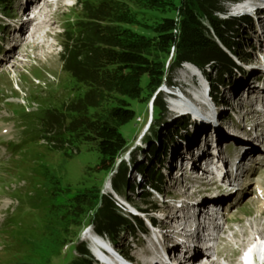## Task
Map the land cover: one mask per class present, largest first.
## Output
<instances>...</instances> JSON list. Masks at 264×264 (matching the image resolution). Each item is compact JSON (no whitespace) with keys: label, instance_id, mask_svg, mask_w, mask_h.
Masks as SVG:
<instances>
[{"label":"rangeland","instance_id":"rangeland-1","mask_svg":"<svg viewBox=\"0 0 264 264\" xmlns=\"http://www.w3.org/2000/svg\"><path fill=\"white\" fill-rule=\"evenodd\" d=\"M43 1L48 5L41 0H31V4L41 2L38 4L44 13L43 19L48 21L53 34L47 37L43 29L33 32L37 23L33 27L28 25L26 0H8L7 5H0V264H60L65 256H72L73 260L80 258L73 247L80 242L86 244L89 228H81L85 217L82 215L70 223L68 234L64 232L66 228L61 227V215L66 211V203L88 188L99 189L104 196L111 195L112 176L98 173L99 156L90 145L70 148L65 154L58 155L47 150L40 136L38 118L45 99H38L35 94L44 91L53 102L66 99L68 90L63 85L69 79L62 71L61 42L66 28L80 15L76 8L78 0H52L59 1L57 4H51V0ZM224 6L227 13L218 16L222 20L238 18L242 26L233 39L240 47L232 46L230 51L237 54L224 48L237 68L224 74L225 82L218 88V93L212 96L216 72L211 70V65L205 71L211 73L212 81L199 68L185 64L174 72L172 85L164 84V92L159 90L165 108L160 112V121L155 120L154 98L145 106L134 101L137 120L122 129L130 145L123 160L130 165L134 156L138 166H146L147 173L153 169L157 171L153 188L157 187L160 194L146 190L153 206V209L152 206L147 209L152 212L155 222L152 225L144 220V227H148L147 238L153 244L164 236V244L168 245L170 237L167 234L173 225L181 231L188 228L178 217H189L194 210H183L203 199H212L209 190L212 191L215 183L196 179L195 171L202 168L196 165L194 157L196 152L212 149L209 148L210 139L206 137L212 134L209 127L213 121L225 129L226 139L220 143L223 149L239 143L243 137H246L245 143H257L256 139L264 142V123L258 110L264 108V0H237ZM17 25L19 28L13 30ZM28 31L34 33V37H30ZM204 88V103L197 106ZM178 91L182 98L176 96ZM186 105L188 109L184 108ZM201 112L208 116L205 123L197 116ZM205 146L207 148L201 150ZM180 163L191 164L194 169L188 172V169H181L186 166H180ZM136 169L131 168L130 183L139 180L137 175L145 178L143 173H136ZM258 178L263 179L264 172ZM253 187L249 192L257 194ZM37 194L50 197L49 201L55 206L52 214L47 211L51 209L49 206H40ZM139 194L142 189L134 188L127 193L130 203L136 207L141 206ZM261 204L248 193L241 204L228 213L223 225L226 234L216 243L219 258L214 257L215 261L239 264L248 242L254 239H251L252 229L264 230V214L256 213V206ZM180 206H183L182 212L177 210ZM126 210L141 217L129 205ZM201 210L207 218L206 207ZM198 225L202 226V222ZM126 233L120 237L121 250L137 264H149V242L148 245L144 243L140 234L134 239ZM205 233L206 229H202V247ZM234 235L238 238L233 239ZM87 247L89 250L90 246Z\"/></svg>","mask_w":264,"mask_h":264},{"label":"trees","instance_id":"trees-1","mask_svg":"<svg viewBox=\"0 0 264 264\" xmlns=\"http://www.w3.org/2000/svg\"><path fill=\"white\" fill-rule=\"evenodd\" d=\"M236 1L78 0L80 15L66 28L61 42L62 71L69 79L63 85L68 90L66 99L53 102L44 91L35 94L45 99L38 120L47 150L62 155L70 148L90 145L99 156L98 173L112 176L110 187L114 192L131 204L128 191L142 189L138 195L141 206L131 205L142 213H152L147 209L152 206L147 189L135 180L130 183L128 178L131 168L137 167L136 172L145 177L144 185L158 191L153 188L157 171L147 173L146 166H138L134 156L130 165L123 160L130 145L122 129L137 120L134 101L145 106L154 98L155 120L160 121V112L165 108L159 90L164 84L172 85L174 72L185 64L199 68L212 81L211 73L205 71L211 65L216 72L212 96L218 93L225 82L224 74L237 68L224 48L230 52L232 46L240 47L233 39L242 26L240 19L222 20L218 14L227 13L224 4ZM7 2L0 0V5ZM37 197L40 206H49L47 211L52 214L55 206L50 197ZM66 204L61 215L65 233L70 223L82 215L81 228H94L116 246L124 232L134 239L139 232L146 233L140 217L122 211L113 196H104L99 189H85ZM73 249L80 258L65 256L66 261L60 264H95L84 242Z\"/></svg>","mask_w":264,"mask_h":264},{"label":"bare ground","instance_id":"bare-ground-1","mask_svg":"<svg viewBox=\"0 0 264 264\" xmlns=\"http://www.w3.org/2000/svg\"><path fill=\"white\" fill-rule=\"evenodd\" d=\"M44 5H48V3H45ZM39 7L40 6L38 4L37 7H36L37 15L34 17V20L32 22H30L28 25L30 27L31 26L33 27V24L35 22H37V25L35 26L33 32L37 33L36 31L38 29H40V30L43 29V30H47V34H49L52 31L51 28H50L51 26L49 25L48 21L43 19L44 13L42 11V8L41 7L39 8ZM34 33H30L28 31V34L30 35V37H34L33 36ZM201 94H202V97L198 98L201 103H199L197 106L203 105V103H204L202 101V98L206 97L205 88L202 90ZM176 96H178V97L180 96V98L183 97L181 92H179V91L177 92ZM190 99L192 100V99H196V98L195 97L194 98L190 97ZM208 106H209V102H208ZM184 108L188 109L187 105L184 106ZM194 114L196 115L197 113H194ZM215 114H216V112H215ZM197 116H199V118L202 120L203 123H205L207 121V119H208V116L205 113H202V112H201V114L199 113ZM209 129H211L210 132H212V134H209V136L206 137V138L210 139L209 143H211L210 145H212V149L211 150H216V149L218 150V148L215 147V146H217L220 143H222L224 141L223 139H226L225 133H224L225 129L222 128L217 121H213V125H211L209 127ZM208 145L209 144H207V146ZM205 148H207V147L205 146L201 150H203ZM210 152H212V151H208L207 150V152H204V153L208 154L210 157H213V158L216 157L215 153H210ZM181 169L185 170V169H188V167H182ZM216 194H218V193H216ZM214 195H215V191L210 196H214ZM203 200L193 204L190 208H186V209L183 210V212H185V211H187L189 209L194 210V213H192L190 216H191L192 220L195 221L196 223H199V222L203 223V221L205 220L204 216L202 215V210L200 208H198V207H202L203 206V203H202ZM215 202H216V200H215ZM182 209H183V206H182V208H178V210H180V212H182ZM180 212H178V213H180ZM256 213L258 215H262L264 213V206H256ZM178 219L181 220L182 218L179 217ZM205 225L207 227L210 226L207 229L208 232L209 231L216 232V235H215L216 238H214L215 241L213 240V241L209 242L212 245H215V243H218L220 240H222V237L224 236V234H226V231H225L223 226L215 225L212 222H208ZM263 231H264L263 229H259L258 230V228L256 230H254V228L252 229V236L253 237L251 239H253V238L254 239L251 242V244H250V242H248V243L250 244V248L253 247L254 250L253 251H248L244 255V257L242 258V259L247 260L248 263H249V261L250 262L251 261L254 262V259L256 257H258V256L260 258L262 256L261 254L264 252V247H262V243L264 241V238H262ZM167 235L170 237V243H175V245H174L175 248L174 249H172V248L171 249L163 248V251L159 252L157 246L153 245L151 247V249H150L151 260L148 261L149 264H173L174 255L176 253L182 254V255L188 257V259H187L185 264H219L217 261H215L213 259L216 256L215 253H214L215 252L214 251L215 246H214V248H211L209 250L200 248L198 246V244H196V241L198 242V234L196 232L190 231V232L187 233V232L181 231L179 227L173 225V227L169 231V234H167ZM175 235H176V237H175ZM237 238L238 237L236 235L233 236V239H237ZM160 240L162 241V239H160ZM160 240H159V242H161ZM178 240L186 241L183 245L187 248V250H188L187 253H185L183 251V249H185V248H183V245H180L179 243H177ZM163 241H164V239H163ZM240 244H242V242ZM212 251H214V252H212ZM176 263L182 264V259H179Z\"/></svg>","mask_w":264,"mask_h":264},{"label":"water","instance_id":"water-1","mask_svg":"<svg viewBox=\"0 0 264 264\" xmlns=\"http://www.w3.org/2000/svg\"><path fill=\"white\" fill-rule=\"evenodd\" d=\"M163 88V89H162ZM161 89H160V91H163L164 92V89H165V85H163V87H162Z\"/></svg>","mask_w":264,"mask_h":264}]
</instances>
